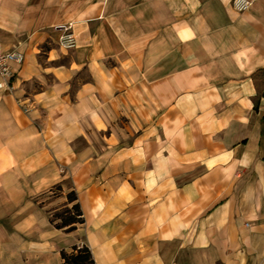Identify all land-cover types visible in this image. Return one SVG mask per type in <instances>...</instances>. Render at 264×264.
Masks as SVG:
<instances>
[{
	"label": "crops",
	"instance_id": "obj_1",
	"mask_svg": "<svg viewBox=\"0 0 264 264\" xmlns=\"http://www.w3.org/2000/svg\"><path fill=\"white\" fill-rule=\"evenodd\" d=\"M248 1L0 0V50L24 56L0 93V264L80 245L94 264H264V0Z\"/></svg>",
	"mask_w": 264,
	"mask_h": 264
},
{
	"label": "built area",
	"instance_id": "obj_2",
	"mask_svg": "<svg viewBox=\"0 0 264 264\" xmlns=\"http://www.w3.org/2000/svg\"><path fill=\"white\" fill-rule=\"evenodd\" d=\"M250 4L248 0H231L232 8L239 13L246 11ZM57 45L65 51L75 47V40L70 26L60 30ZM23 62V54L16 49L7 52L0 50V93L11 94L18 70L23 65Z\"/></svg>",
	"mask_w": 264,
	"mask_h": 264
},
{
	"label": "trees",
	"instance_id": "obj_3",
	"mask_svg": "<svg viewBox=\"0 0 264 264\" xmlns=\"http://www.w3.org/2000/svg\"><path fill=\"white\" fill-rule=\"evenodd\" d=\"M66 198L68 203L72 204L71 208L66 209L64 212V214L68 216H55V219H53L52 222L58 220V223L55 224L56 228H66V231H71L74 229L75 225L82 224L83 219L75 192H69ZM71 210L74 211V214L72 215H70ZM60 257L64 264H94L90 251L85 246H75L71 248L69 252L61 251Z\"/></svg>",
	"mask_w": 264,
	"mask_h": 264
},
{
	"label": "rangeland",
	"instance_id": "obj_4",
	"mask_svg": "<svg viewBox=\"0 0 264 264\" xmlns=\"http://www.w3.org/2000/svg\"><path fill=\"white\" fill-rule=\"evenodd\" d=\"M57 39H58V38H57ZM56 44H57V41H56ZM57 46H58V45H57ZM58 48H59V46H58ZM46 50H47V48H46V46H44V47L40 50V52H39V54H38V56H37V60H38V62H39L40 64H42V65L45 63L46 54H44V53H45ZM85 77H86V74H85V73L79 74V76H78V81H81L82 79L84 80ZM46 81H50V78L47 77V78H46ZM29 89H38V86H37L36 83H33V84H30V85H29ZM6 94H7V93H6ZM113 129H114V128H113V124H112L111 128L106 129L105 132L100 133L99 135H100V136H109L110 134L113 133ZM91 134H92V133H91ZM71 191H72V190H71ZM71 191H69V192H71ZM69 192H68V193H69ZM68 193H66V194L63 195L62 187H61L60 185H57V186L53 187L52 190L50 191V194L47 196L48 199H58V200H61L62 198L65 199V201H63L65 205H63V206H62V205H59V206L56 208V211H55V212H51V220L55 219V216H68V215L64 214L65 210H66V209H70L71 206H72V204H69V203H68L67 198H66V196H67ZM60 198H61V199H60ZM52 210H53V209H52ZM72 214H74V211H73V210L70 211V215H72ZM54 222H55V223H58V220H55ZM77 225H78V224H77ZM82 246H83V245H80L79 247H82Z\"/></svg>",
	"mask_w": 264,
	"mask_h": 264
}]
</instances>
